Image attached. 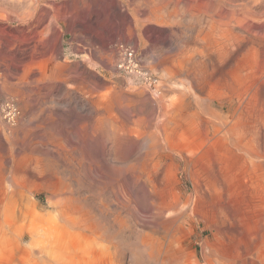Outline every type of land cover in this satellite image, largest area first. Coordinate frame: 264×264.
I'll use <instances>...</instances> for the list:
<instances>
[{
  "label": "bare ground",
  "instance_id": "bare-ground-1",
  "mask_svg": "<svg viewBox=\"0 0 264 264\" xmlns=\"http://www.w3.org/2000/svg\"><path fill=\"white\" fill-rule=\"evenodd\" d=\"M153 4L157 7L160 3ZM170 6L174 11L168 12L167 8ZM185 8L192 19H196L198 26L194 36L190 37L191 40L186 38L188 42L186 40L183 42V38L175 34L172 29L171 39L177 40L181 46L175 48L176 56L171 59L177 57L181 67L179 75H185L191 80V86L197 94H193V91L192 94L175 93L176 95L165 108L164 103L161 107L162 102L158 104L160 108L149 106L150 102L148 106L145 103L144 107L138 108L136 120L133 119L135 115L131 116L133 112H131V106L127 107L128 104H125V108L121 107L123 96L111 99L115 106L126 114L123 118L133 121L128 122L129 126H125L126 128L122 129L118 136L116 135L118 139H115V146L112 145L114 146L113 156L112 154L108 156L105 145L94 149L95 157L90 160L89 168H87V161H83V157V160L82 158L77 160V167L75 166L77 172L72 175L73 177L70 174L71 179H68V173L66 177L61 171L57 172L59 166L57 171L54 169V166H57L52 163L53 159L50 160L49 155L56 152L50 149L49 143L43 144L42 141L45 148L41 151L39 146L32 148L36 143L30 140L33 145L28 148L30 153H27L22 149L23 141L19 142L22 132H13V137L18 144V147L14 145L16 148L11 144L9 136H2L0 132V224L3 221V215L11 210L9 208L21 200L23 191L30 190L31 188H28L31 185L40 183L45 186L51 196L49 200L52 201H49V206L58 211L56 214H58L61 229L73 233L76 237L86 238L95 247L110 252L111 264H125V254L128 252L127 246L125 248L127 227L124 219L121 218V211L131 208L132 203L138 205L140 212L151 214L154 218V224H150L149 229L145 227L148 233H143L136 246L134 245L135 248L129 250L139 259V264H264V0H168L167 3L160 4L153 10L154 18L157 19V22L154 21L156 27H143V34L148 36L155 45L160 44L167 48L166 45L172 43V40L165 37L166 32L161 27H170L172 22L178 25L180 22L177 24V11ZM0 9L5 14L0 15L4 19L0 20V24L8 25L10 29L22 37L24 35L29 41L39 38L38 30L55 12L56 4L53 0H0ZM6 15L11 17L5 18ZM66 15H64L65 18ZM57 16H54L55 20ZM50 20L48 22H51ZM76 24L75 22L72 27H79L82 23ZM180 32L179 30L178 33ZM119 37L120 34L115 28L108 36L102 38L100 43L109 47ZM13 46L14 49L0 53V60L8 58L12 64L11 68L1 64V71L6 76L12 77L19 75L22 71L19 62L28 58L27 54L15 49V44ZM117 52L120 59V50L118 49ZM168 57L167 59H170ZM166 62L161 63L165 65ZM37 73L32 72L33 75ZM12 77L4 76L9 81ZM8 80H4V84L1 85L3 90L8 87ZM19 85L21 90H25L24 92L29 90L33 93H36L34 90L39 87V84L37 86L24 83ZM54 89L52 88V91ZM41 90L43 89L39 92ZM28 97L27 95V99ZM110 98L105 95L101 99L106 101ZM135 105L133 106L136 107ZM106 121L104 122L106 125L107 123L112 125L115 122L113 120L112 123L110 120L106 123ZM106 131L104 130L105 133L109 130ZM100 133L103 135L101 131ZM93 134L96 135V133ZM128 139L142 140L145 152L135 158V164L123 170L118 164L125 163L129 158L123 156L121 151L125 145L121 144L122 140ZM69 144L67 141L65 145ZM19 145L22 146L19 147ZM56 145L59 144H55V147ZM62 147L64 148V145ZM62 149L61 151H64ZM15 152L16 156H14ZM61 155L65 156L63 153ZM70 160H66V166L69 168L74 167V163L72 164ZM237 160L240 163L235 169ZM58 163L60 165V162ZM71 170L70 168V172ZM236 170L241 171V176L236 173ZM184 188H190V191H184ZM84 189H95V192H97L96 189L102 192L111 190L116 193V196L118 195L117 198H121V201L118 199L114 210L108 206L104 208L106 203L103 209L99 203V207L97 204L94 206L89 202V197L83 196ZM95 192L93 195L96 194ZM114 193L112 194L115 195ZM26 196L24 195L23 199ZM193 224L196 225L193 226ZM196 228H201L200 236ZM206 232L209 236L202 241L199 237ZM195 236H198L197 244L192 246L194 243L192 238ZM58 263L66 264L62 261Z\"/></svg>",
  "mask_w": 264,
  "mask_h": 264
},
{
  "label": "rangeland",
  "instance_id": "rangeland-1",
  "mask_svg": "<svg viewBox=\"0 0 264 264\" xmlns=\"http://www.w3.org/2000/svg\"><path fill=\"white\" fill-rule=\"evenodd\" d=\"M53 1L56 4V10L53 14L54 16L55 15L56 16L60 15V16L59 17L57 16V20H55L52 14L51 17L49 18V20L51 19L50 20L51 22H48L49 20L46 21L44 23L46 24V26L43 24L44 26L42 25L41 28L38 30V32H40V36L37 39H32L28 41V39H26L24 35L22 37V35H19V33H16L13 29H10L8 25L0 24V28H1L0 29V53L2 52L5 53L9 49L12 50V48L14 49L13 45L15 44V49L20 50V52H23L24 54H27L28 56L27 59L21 61L22 63L19 62V66L22 69V71L19 72L20 73L19 75L16 74L13 77L8 76V75L6 76L5 73L1 71L2 69L0 68V104L3 101H13L14 103H16V105L18 106L20 110V116L17 119V121L13 123V125L12 123H9L4 119L0 112V132L2 133L1 134L2 136H5V137L9 136L10 142H12L11 144H13V147L18 145L15 140V137H13L14 136L13 132L15 131L22 132L21 138L19 135V138H20L19 142L23 141V146L19 145V147L22 146V149H24L25 152L27 151V153L29 152L28 148L32 147L33 145L32 142L36 143L33 145L32 148H38L37 146H39L41 147L39 149H42L41 151H43L45 148L44 145H42V143L43 144L49 143L51 145L50 149L56 152L55 153L56 155L54 154V152L52 153V155L51 154L49 155L51 156L49 157L50 160L53 159L55 162L57 161L55 163L52 160V163H54V165L57 166V167L54 166V169L57 171V168L59 166L57 172L61 171L63 173V176L66 175V173H68L69 176L66 175V177L68 176V179H71V177H73L72 175H74V173L77 172L76 171L77 160L79 161L83 157L84 160L83 158L82 160L84 162L85 161L88 162V163L86 162V164L88 165L87 168H89L90 160L95 157L94 149L102 148V146L105 145L107 147L108 156L110 157L111 154L113 156V148L115 146L114 142L118 139L117 137L118 134L126 128L125 126H129V124L133 121L132 120L130 122L128 118H126L127 120L125 119L126 114L122 113V111L118 109L114 104L113 100L115 98L123 96L122 97L123 100H121V107L125 108L126 106L127 107L131 106L130 107L132 108L131 112L133 111L131 113L132 114L131 116L133 117L135 115L133 119L136 120L138 118L136 117L137 116L136 113L139 110L138 108L144 107L145 103H147L146 106H148L150 102L151 104L149 106L160 108V105L158 104H161L162 102L161 107H163V103H164V108H165V106L169 105L170 100H172L174 96L178 93L182 92L186 94H192V91H193V94H197V91H195V89L192 88L191 86L192 84L191 80L188 79L187 76L185 75H181L182 77L179 75L178 72L181 69V67H180V64L178 63V60L176 59L177 57L171 59L172 57L176 56L175 48L177 46H181V44L177 40L173 41L171 39V34L173 33L172 31L174 30L175 34L177 33L178 36L180 35L183 38V42H186V41L188 42V40L190 41L192 36H194L195 29L197 28L198 23L196 22V19H192V16L188 13V10L186 8L185 9L187 12L184 11L185 9L184 10L179 9L177 11V14H178L177 19L179 20V21L177 20V24L179 22L180 23L176 25V22L175 23L172 22L170 27L169 26L161 27L162 30L166 32L165 37L170 39V41L172 40V43L170 42L166 45L168 48L167 49L165 48V46H162L160 44L155 45L151 41V39H149L148 36H145L143 34L142 29L143 27H149V28L156 27L155 22H157V19H155L156 17L154 18L153 10H155V8L160 6V4L163 5L167 3L168 0H161V1L160 0H154V1L153 0H53ZM162 1H164V3H162ZM152 2L156 4H159V3L160 4L157 5L156 7L154 6ZM168 8H167L168 12L174 11L171 6ZM1 11L2 10L0 9V15L1 14L5 15ZM64 15H66L67 17L65 18ZM8 16L10 15H6L5 18L11 17V16L10 17ZM0 20H4L3 16H0ZM188 20H190L189 21L190 24ZM75 22L77 24L78 23H82V24L79 27L76 26L74 28L72 27V25H75ZM47 23H49L51 26ZM115 28L118 30L120 37L115 41L113 45L109 47L103 46V44L100 43L101 42L100 40L108 36L111 33V31L114 30ZM179 30L181 31L180 34L178 33ZM31 32L33 33L35 31H31ZM97 39L99 41H97ZM122 45L134 50L136 52V55L143 61L145 67L149 68L154 74H156L159 77L160 83H159L157 90H152L144 86L142 83H139L135 79L127 78L123 75L118 74V72L116 71V64L119 60L117 50L120 49ZM172 53H175V54H172ZM167 57L170 59H167ZM103 59L107 61L105 60L103 61ZM162 61H167V62L165 65L164 63L162 65L161 63ZM171 62L172 64L174 63L175 65H172ZM1 64L9 66L10 68L12 67L11 61L8 58L4 60H0V65ZM161 66L163 69L161 68ZM169 66H170V69H169ZM36 69L38 70L36 71ZM164 69L166 70V72ZM33 71H35L36 73L38 72V73L36 75H33L32 74ZM4 76L12 77V79H10L9 81L8 79H5ZM4 80H8V87L6 88V90H3L1 88V85L4 84ZM33 81L34 82L36 81L35 83L39 84L38 85L39 90H37L38 88L34 90V92L36 93H33V91H29V90H26L27 92H24L25 90H21V88H19L20 87L19 84H23V83L30 85V86L31 85L37 86V84H35ZM55 81L56 83H53ZM93 83L97 85L93 86L94 85ZM98 84L100 86H98ZM97 87L99 88L97 89ZM52 88L54 89L53 91H52ZM189 88H191L192 90ZM40 89H43L44 91L41 90V92H39ZM39 93L40 94L42 93V94L40 95ZM27 95L29 96L28 99H27ZM105 95H108L109 98L112 96V98L107 99L106 101L105 99H101L102 96L104 97ZM146 97L147 98L149 97V99H147ZM93 103H95L96 105ZM125 104H128V105L125 106ZM132 104L133 105L136 104L135 105L136 107H134ZM139 104L140 105L144 104V105L140 106ZM96 108H98V110ZM115 109L116 111H114ZM110 110L112 111V113ZM116 113L117 115L120 114L119 116L121 117L120 118L119 116L117 117ZM123 115L125 116L124 118H123ZM35 118L36 120H34ZM121 119H124V120L119 122ZM106 120L108 122L112 120L111 121L112 123L114 121H115L114 123L118 121L117 123L119 125L117 123L116 124L111 123L113 125L112 126L110 125V123H107ZM105 121L108 125L104 123ZM50 122H53V123H50ZM123 123L125 125H123ZM31 124L34 127L31 126ZM42 126L44 127V129ZM108 126L110 127L108 128ZM101 129L102 130L104 129L105 131L109 130L108 132L107 131L106 132L110 135H108L107 133L104 132V130L102 131ZM111 129H113V131ZM100 131L102 132L103 135H101ZM30 132L31 133L33 132V134H31ZM51 132H53L54 134L56 133V135H54ZM92 132L96 133L97 136L96 135L94 136ZM89 133H91V135ZM37 134H38V137H37ZM86 135L89 136V138ZM90 136H92L93 138H91ZM111 136L114 139H111L112 138ZM100 137L102 138V140ZM83 139L84 140L87 139L86 141L88 142L83 141ZM135 140L136 141H134V139H131V140L128 139V140H125L126 143L124 140H122L121 145L124 144L125 146L123 145L124 149L121 152L123 156H126L129 159L123 164H118L120 169H123V170L128 169L131 165L136 163L135 158L140 157V155H142L145 152L143 148V144H144L143 141L137 140V139ZM67 141H68V144L70 143L69 145H71V146L68 145L69 148L68 146H66ZM102 141L104 143H101ZM63 142L64 143L66 142L65 143L66 145L63 144ZM55 144H59L61 149L63 148L62 146L64 145V148H63L64 151H61L59 145H56L55 147ZM99 144L101 145L100 147H99ZM112 145L114 146L112 147ZM65 146L67 147V149ZM88 146L90 147V149ZM83 148H85V150ZM108 148L110 151L108 150ZM128 148L129 150H126ZM205 151L208 152L207 149H205ZM91 152H94V153L90 155ZM127 152L128 154L125 155V153ZM62 153L66 157L61 155ZM16 155L17 154L15 152L14 156ZM75 155L76 156L78 155V156L76 157ZM58 156H60L61 158ZM133 158L135 160H132ZM68 159L69 160L71 159L70 161L72 162V164L74 163V167H70L72 169L71 172H70V168L66 166L67 164L66 160ZM166 160L168 161V159ZM61 161L62 163H65V164L62 165ZM58 162H60V165ZM129 162H131V164H129ZM238 163H240L239 160H237L235 163V169H237ZM62 168H65V169H62ZM73 169H75V171ZM236 171H237L236 173L239 176H241V171L240 170H236ZM70 174H71V177H70ZM37 184L40 186H38ZM37 184H35L36 188L34 184L28 188V189L31 188L33 190L31 189L27 190L28 192L23 191L22 195L23 196L27 195L28 197L26 196L25 197L26 199L25 198L23 199V196H22L21 200H19L22 202L17 201L18 204H14V206L16 207L11 206V208H9L11 210L8 211L6 215H3L2 217L3 224L2 222L0 224V230H1L0 231V264H59L58 263L59 261H62L66 264H69V263L70 264L72 263L73 264H84V263L86 264H100V263L101 264H111L112 261H111V256L109 255L110 252L108 251L105 252V250H101L100 248L95 247L86 238H82L80 236L76 237L73 233H70L68 231L66 232L63 229H61L62 226L58 222V218H57L58 214H56L58 211L49 206V203H50L49 201H52V200H49L51 197L49 192L46 191L44 185L40 183H37ZM190 188H184V191H188ZM94 190L95 189H91V190L84 189L82 194L84 197H87V198L89 197L88 200L93 205L97 204L98 206V203H99L100 204L99 206L100 207L102 206L101 208H103V205L106 203V205H104V208L108 206L111 210H114L115 205L118 203V199H119L117 198L118 195L116 196V193L112 192L111 190H106L105 192L104 191L102 192L101 190H97V189H96L97 192H95ZM93 192L96 193L95 194L96 196L93 195ZM112 193H114L115 195H113ZM109 194H110V197H108ZM68 195H70V193ZM98 195L99 197H97ZM110 198L113 203L109 201ZM91 200H93V202ZM113 200L116 202H114ZM124 211L123 210L121 211L122 213L121 218L124 219L126 223V227H127L126 229L127 236L125 235V238L127 239V240L125 239L126 241L125 248L127 246L126 249L128 251L125 254L126 256H125L124 262L125 264H139L138 263L139 259H137L135 255H133L132 252H129V250H132L135 248L136 243L138 242V239L143 235V233H146V232L148 233L149 227H151V225L154 224V218H153V215L151 214H148V213L144 214L143 212H140L141 210L138 209V205H136V203H132L131 208H128V209L126 208L124 209ZM195 225L193 224V226ZM145 227L148 229H146ZM195 230H197L200 236L201 228H196ZM208 236H209V233L206 232L202 234L201 237L199 238L202 241H204L206 240ZM129 238L130 240L128 241ZM192 239L194 241V243H192V246H194L195 244H197L196 242H197L198 236H195ZM192 246L190 245L191 249H192Z\"/></svg>",
  "mask_w": 264,
  "mask_h": 264
},
{
  "label": "built area",
  "instance_id": "built-area-1",
  "mask_svg": "<svg viewBox=\"0 0 264 264\" xmlns=\"http://www.w3.org/2000/svg\"><path fill=\"white\" fill-rule=\"evenodd\" d=\"M121 58L116 64L118 74L132 78L144 86L157 90L160 80L149 68L145 67L143 61L136 55V52L128 47H120ZM3 118L9 123H15L20 116V110L16 103L7 101L0 104Z\"/></svg>",
  "mask_w": 264,
  "mask_h": 264
}]
</instances>
